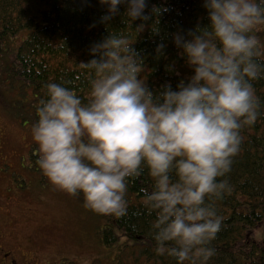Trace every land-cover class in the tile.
Here are the masks:
<instances>
[{
  "label": "clouds",
  "instance_id": "1",
  "mask_svg": "<svg viewBox=\"0 0 264 264\" xmlns=\"http://www.w3.org/2000/svg\"><path fill=\"white\" fill-rule=\"evenodd\" d=\"M110 22L123 17L140 33L167 8L147 0H99ZM208 23L173 33L192 74L152 90L141 78L143 57L122 33L111 32L90 47L82 66L92 75L87 102L63 84H46L31 127L37 165L62 191L82 193L84 207L98 214H127L129 178L145 169L151 190L144 207L155 213L157 253L177 264H208L211 241L221 228L214 200L228 189L218 180L231 169L240 129L254 123L261 107L252 81L264 78L256 31L264 26V0H203ZM155 24V23H154ZM157 31L156 29H153ZM163 43L156 52L163 55Z\"/></svg>",
  "mask_w": 264,
  "mask_h": 264
},
{
  "label": "trees",
  "instance_id": "2",
  "mask_svg": "<svg viewBox=\"0 0 264 264\" xmlns=\"http://www.w3.org/2000/svg\"><path fill=\"white\" fill-rule=\"evenodd\" d=\"M149 12L155 5L167 11L152 16L142 32L126 22L120 13L110 22H102L106 6L99 0H0V75L9 89L26 93L15 102L22 126L38 119L36 107L46 99V84L56 82L73 89L87 102L92 75L82 62L92 59L90 47L111 32L122 33L143 57L141 78L152 90L166 83L175 88L180 79L192 74L173 40V33H186L197 24L206 25L203 0H147ZM155 23V24H154ZM156 29L157 31H154ZM264 64V26L256 31ZM165 45L158 55V44ZM261 107L256 121L240 129L241 143L232 158L231 169L218 180H226L228 189L214 200L221 228L210 243L215 254L208 264H264V78L252 81ZM14 109V108H13ZM15 110V109H14ZM38 151L31 152L35 170ZM147 169L139 177L129 178L126 192L127 214L104 215L97 236L111 251L115 264H177L167 253H157L149 214L142 201V189L151 190ZM188 264V262H184Z\"/></svg>",
  "mask_w": 264,
  "mask_h": 264
},
{
  "label": "rangeland",
  "instance_id": "3",
  "mask_svg": "<svg viewBox=\"0 0 264 264\" xmlns=\"http://www.w3.org/2000/svg\"><path fill=\"white\" fill-rule=\"evenodd\" d=\"M0 75V127L3 131L4 150L11 156L14 170L18 168L19 156L31 155L38 149L32 140L29 120L22 122L15 102L23 92L9 89L10 82L1 81ZM15 110H14V109ZM27 170L18 169L15 182H25L20 195H13L3 214L17 226L16 234L29 236L36 241L46 260L56 264H115L111 251L100 242L97 231L104 225V215L84 207L82 193L70 195L53 185L42 170L34 171L25 158ZM20 167V166H19ZM10 179L9 175L4 172ZM25 179V181H23ZM43 247H42V246Z\"/></svg>",
  "mask_w": 264,
  "mask_h": 264
},
{
  "label": "flooded vegetation",
  "instance_id": "4",
  "mask_svg": "<svg viewBox=\"0 0 264 264\" xmlns=\"http://www.w3.org/2000/svg\"><path fill=\"white\" fill-rule=\"evenodd\" d=\"M25 158L19 156L18 169L26 168L23 162ZM10 161L11 156L4 150L3 131L0 127V205H7L13 195H20L23 191V185L14 179V174L19 172L9 164ZM4 172L8 175L12 173L10 179H4L7 177ZM4 210L0 209V264H52L45 259V255L43 258L42 248L38 247L36 241H32L29 236L20 237L16 234L17 226L8 221V214H3Z\"/></svg>",
  "mask_w": 264,
  "mask_h": 264
}]
</instances>
